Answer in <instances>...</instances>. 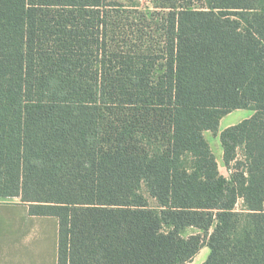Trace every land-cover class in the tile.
I'll return each mask as SVG.
<instances>
[{
    "label": "trees",
    "instance_id": "16d2710c",
    "mask_svg": "<svg viewBox=\"0 0 264 264\" xmlns=\"http://www.w3.org/2000/svg\"><path fill=\"white\" fill-rule=\"evenodd\" d=\"M13 198L57 264H264V0H0Z\"/></svg>",
    "mask_w": 264,
    "mask_h": 264
},
{
    "label": "crops",
    "instance_id": "0c3cea01",
    "mask_svg": "<svg viewBox=\"0 0 264 264\" xmlns=\"http://www.w3.org/2000/svg\"><path fill=\"white\" fill-rule=\"evenodd\" d=\"M252 115L250 110H235L219 122L218 134L215 136L219 150L215 158L222 176V170L228 174L230 171L222 163L219 133ZM16 200H0V264H57V219L29 216L27 207Z\"/></svg>",
    "mask_w": 264,
    "mask_h": 264
},
{
    "label": "rangeland",
    "instance_id": "374dc122",
    "mask_svg": "<svg viewBox=\"0 0 264 264\" xmlns=\"http://www.w3.org/2000/svg\"><path fill=\"white\" fill-rule=\"evenodd\" d=\"M138 5L140 6V8H146V7H151V1L152 0H135ZM206 141L208 142L214 156L217 155V152L219 150V148L217 147L216 141H215V136L209 132H206L204 134ZM221 148V147H220ZM222 173L224 174L223 177L228 178L229 174L225 171L222 170ZM18 201V199L16 200ZM196 233V231L194 229H187L184 233V236H188L191 234ZM208 255V249L204 248L202 249V251L200 252V254L196 257V260H194V262L188 263V264H199L203 259V261H205L206 257Z\"/></svg>",
    "mask_w": 264,
    "mask_h": 264
}]
</instances>
